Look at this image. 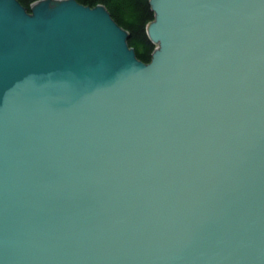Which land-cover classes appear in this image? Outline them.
Here are the masks:
<instances>
[{
  "label": "water",
  "instance_id": "water-1",
  "mask_svg": "<svg viewBox=\"0 0 264 264\" xmlns=\"http://www.w3.org/2000/svg\"><path fill=\"white\" fill-rule=\"evenodd\" d=\"M151 2L0 0V264H264V0Z\"/></svg>",
  "mask_w": 264,
  "mask_h": 264
},
{
  "label": "trees",
  "instance_id": "trees-1",
  "mask_svg": "<svg viewBox=\"0 0 264 264\" xmlns=\"http://www.w3.org/2000/svg\"><path fill=\"white\" fill-rule=\"evenodd\" d=\"M29 12L31 4L37 0H18ZM79 3L95 7L103 4L113 19L127 33L128 45L134 49L138 59L145 63L152 61L157 47L148 35V26L155 20L151 0H77Z\"/></svg>",
  "mask_w": 264,
  "mask_h": 264
}]
</instances>
